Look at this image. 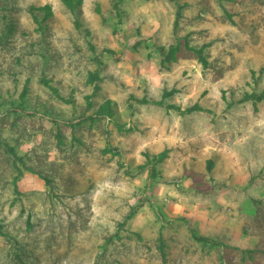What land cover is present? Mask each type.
I'll list each match as a JSON object with an SVG mask.
<instances>
[{"label": "rangeland", "instance_id": "obj_1", "mask_svg": "<svg viewBox=\"0 0 264 264\" xmlns=\"http://www.w3.org/2000/svg\"><path fill=\"white\" fill-rule=\"evenodd\" d=\"M0 264H264V0H0Z\"/></svg>", "mask_w": 264, "mask_h": 264}, {"label": "trees", "instance_id": "obj_2", "mask_svg": "<svg viewBox=\"0 0 264 264\" xmlns=\"http://www.w3.org/2000/svg\"><path fill=\"white\" fill-rule=\"evenodd\" d=\"M71 8H75L76 4H80L81 0H77L74 4H73V0H64ZM49 8V6H48ZM47 8V9H48ZM49 13V11H48ZM200 59L203 60V56L200 54ZM111 101L108 100L107 103H105L104 105H102L100 107V109H98V111H96L95 116H109L112 113L111 110V105H110Z\"/></svg>", "mask_w": 264, "mask_h": 264}]
</instances>
